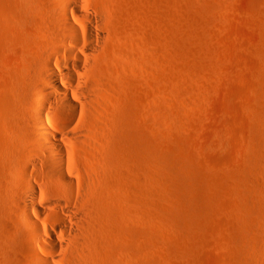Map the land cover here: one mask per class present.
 I'll return each instance as SVG.
<instances>
[{
    "label": "rangeland",
    "instance_id": "rangeland-1",
    "mask_svg": "<svg viewBox=\"0 0 264 264\" xmlns=\"http://www.w3.org/2000/svg\"><path fill=\"white\" fill-rule=\"evenodd\" d=\"M53 1L0 0V264H25L11 200ZM92 1L112 15L86 73L112 228L99 264H264V0Z\"/></svg>",
    "mask_w": 264,
    "mask_h": 264
},
{
    "label": "bare ground",
    "instance_id": "bare-ground-1",
    "mask_svg": "<svg viewBox=\"0 0 264 264\" xmlns=\"http://www.w3.org/2000/svg\"><path fill=\"white\" fill-rule=\"evenodd\" d=\"M111 17L92 0H54L44 17L54 49L39 86L47 96L34 97L22 108L31 143L11 200L26 228L15 232L25 264H99L106 233L112 232L107 210L95 202L96 172L104 161L87 119L99 105L100 92L86 77L104 56ZM53 58L66 83L53 69ZM45 107L49 111L43 117Z\"/></svg>",
    "mask_w": 264,
    "mask_h": 264
}]
</instances>
